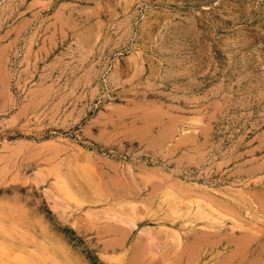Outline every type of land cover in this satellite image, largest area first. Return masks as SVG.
Segmentation results:
<instances>
[{
  "label": "rangeland",
  "instance_id": "374dc122",
  "mask_svg": "<svg viewBox=\"0 0 264 264\" xmlns=\"http://www.w3.org/2000/svg\"><path fill=\"white\" fill-rule=\"evenodd\" d=\"M0 264H264V0H0Z\"/></svg>",
  "mask_w": 264,
  "mask_h": 264
}]
</instances>
